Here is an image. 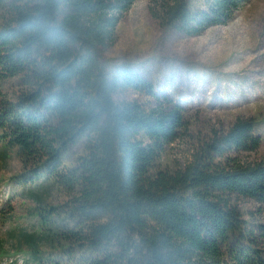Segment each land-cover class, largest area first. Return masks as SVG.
<instances>
[{
  "label": "trees",
  "instance_id": "trees-1",
  "mask_svg": "<svg viewBox=\"0 0 264 264\" xmlns=\"http://www.w3.org/2000/svg\"><path fill=\"white\" fill-rule=\"evenodd\" d=\"M202 1L161 0L153 15L194 38L251 0ZM134 2L0 0L1 151L16 149L23 172L13 179L51 181L65 198L33 195L40 230L20 233L24 264L84 251L87 264H264V223L240 207L264 213V158L241 160L260 147L255 122L238 118L183 169H158L184 130L182 109L104 59ZM129 91L154 104L121 98Z\"/></svg>",
  "mask_w": 264,
  "mask_h": 264
},
{
  "label": "rangeland",
  "instance_id": "rangeland-1",
  "mask_svg": "<svg viewBox=\"0 0 264 264\" xmlns=\"http://www.w3.org/2000/svg\"><path fill=\"white\" fill-rule=\"evenodd\" d=\"M203 7L202 0H188ZM161 0H135L117 26L115 45L104 54L114 70L127 68L145 80L153 91L179 104L184 130L167 145L155 165L162 171L183 169L215 133L227 130L238 118L255 122L261 139L257 152L241 156L252 162L264 158V0L245 3L225 26L194 38L160 25L154 17ZM121 68V69H120ZM121 98L152 106L145 95L129 91ZM0 144V264H24L28 249L17 246L21 232L38 233V198L43 204L63 203L51 181L20 184L13 177L22 166L16 149L2 154ZM81 150L71 151L73 160ZM244 220L264 223L257 206L240 202ZM250 213L252 215H250ZM47 259V248L42 246ZM76 256V257H75ZM90 252L57 254L45 264H87Z\"/></svg>",
  "mask_w": 264,
  "mask_h": 264
}]
</instances>
